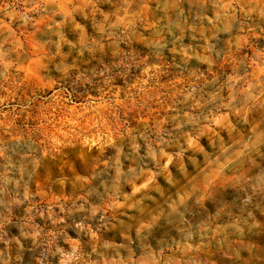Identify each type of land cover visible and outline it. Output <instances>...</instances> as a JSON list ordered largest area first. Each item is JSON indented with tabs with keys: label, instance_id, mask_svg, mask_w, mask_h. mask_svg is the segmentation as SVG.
<instances>
[{
	"label": "rangeland",
	"instance_id": "obj_1",
	"mask_svg": "<svg viewBox=\"0 0 264 264\" xmlns=\"http://www.w3.org/2000/svg\"><path fill=\"white\" fill-rule=\"evenodd\" d=\"M0 264H264V0H0Z\"/></svg>",
	"mask_w": 264,
	"mask_h": 264
}]
</instances>
